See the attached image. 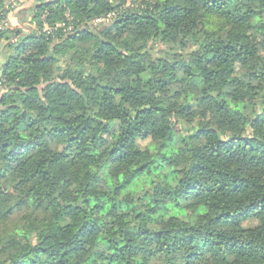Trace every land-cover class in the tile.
I'll return each mask as SVG.
<instances>
[{"label":"clouds","instance_id":"9594fccd","mask_svg":"<svg viewBox=\"0 0 264 264\" xmlns=\"http://www.w3.org/2000/svg\"><path fill=\"white\" fill-rule=\"evenodd\" d=\"M0 264H264V0H0Z\"/></svg>","mask_w":264,"mask_h":264}]
</instances>
